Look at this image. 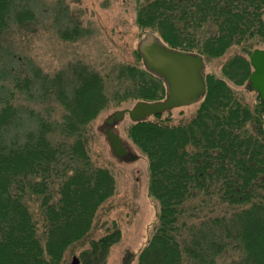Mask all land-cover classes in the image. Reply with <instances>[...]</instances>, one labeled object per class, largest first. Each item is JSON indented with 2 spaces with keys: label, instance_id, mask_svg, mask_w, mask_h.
<instances>
[{
  "label": "trees",
  "instance_id": "1",
  "mask_svg": "<svg viewBox=\"0 0 264 264\" xmlns=\"http://www.w3.org/2000/svg\"><path fill=\"white\" fill-rule=\"evenodd\" d=\"M40 23L31 0H0V264H60L86 239L114 190L108 170L91 163L88 126L105 108L166 94L164 81L144 65L117 66L111 93L81 62L44 72L8 35L26 36ZM135 23L143 35L203 58L239 48L220 77L203 71L206 92L190 118L171 124V109L165 119L157 114L128 127L147 158L148 193L158 203L137 264H217L236 253L234 264H264V103L256 93L250 107L232 87L251 89L248 57L264 49V0H143ZM57 29L65 41L84 32L74 23ZM16 92L32 104L16 105ZM33 196L36 217L28 207ZM119 240L115 228L91 241L80 263L103 264Z\"/></svg>",
  "mask_w": 264,
  "mask_h": 264
},
{
  "label": "rangeland",
  "instance_id": "2",
  "mask_svg": "<svg viewBox=\"0 0 264 264\" xmlns=\"http://www.w3.org/2000/svg\"><path fill=\"white\" fill-rule=\"evenodd\" d=\"M139 2L143 0H31L41 23L36 30L33 26L26 36L23 32L10 31L9 41L17 53L30 58L50 75L66 69L71 63L81 62L104 77L107 91L111 93L117 66H143L142 58L138 60L135 53L138 42L145 36L135 23ZM72 23L81 26L83 35L76 41L62 40L57 28ZM238 52L239 48L233 47L220 58H204V73L220 77L224 62ZM232 87L243 102L250 107L255 105V91L246 86ZM14 103L24 107L32 104L18 92ZM134 103L105 108L88 126L91 163L94 167L108 170L114 181V190L97 209L86 239L70 246L60 264H71L73 257L80 261L81 254L90 250L91 241L100 239L115 228L120 231V240L109 247L103 264H123L128 256L130 262L127 264H137L139 253L153 234L158 203L148 193L147 158L127 135L132 121L125 116L110 127L121 136L128 151L126 156L116 158L105 135L106 118L114 111L131 107ZM198 105L195 103L172 109L169 122H184L194 114ZM58 109L57 106V112L61 113ZM166 117L164 113L161 119ZM149 119L153 120V117ZM28 199L29 210L36 217L40 213L38 198L33 196ZM239 256V253L225 256L217 264H234L233 261L238 260Z\"/></svg>",
  "mask_w": 264,
  "mask_h": 264
},
{
  "label": "water",
  "instance_id": "3",
  "mask_svg": "<svg viewBox=\"0 0 264 264\" xmlns=\"http://www.w3.org/2000/svg\"><path fill=\"white\" fill-rule=\"evenodd\" d=\"M137 50L145 69L164 81L165 97L156 101H137L131 107L114 111L107 117V125L125 116L138 122L174 108L195 104L203 98L206 92L203 75L205 62L201 55L170 48L151 33H147L138 42ZM249 62L252 67L248 78L250 87L264 103V49H254L249 55ZM105 135L116 158L128 154L118 133L108 127ZM129 257L123 264L128 263ZM79 262L77 257H73L71 264Z\"/></svg>",
  "mask_w": 264,
  "mask_h": 264
},
{
  "label": "flooded vegetation",
  "instance_id": "4",
  "mask_svg": "<svg viewBox=\"0 0 264 264\" xmlns=\"http://www.w3.org/2000/svg\"><path fill=\"white\" fill-rule=\"evenodd\" d=\"M130 262V258H129V260H128V263Z\"/></svg>",
  "mask_w": 264,
  "mask_h": 264
}]
</instances>
